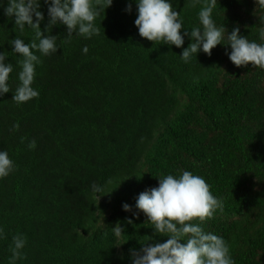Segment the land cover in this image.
<instances>
[{"label":"trees","instance_id":"1","mask_svg":"<svg viewBox=\"0 0 264 264\" xmlns=\"http://www.w3.org/2000/svg\"><path fill=\"white\" fill-rule=\"evenodd\" d=\"M171 2L184 30L197 26L204 0ZM217 3L218 26L261 42L253 0ZM40 10L44 33L42 0ZM135 19L134 0H113L95 21L99 34L85 42H65L66 27L53 26L48 34L59 49L36 66L39 96L17 106L20 69L10 40L31 42L35 33H20L0 8V52L13 64L10 92L0 97V150L16 165L0 179V264H8L18 233L27 243L17 264H130V249L167 237H154L142 213L128 225L132 214L122 204L134 208L156 178L183 170L203 176L223 198L205 231L225 239L235 264H264V70L234 66L223 45L185 64L179 55L188 37L179 49L152 44L138 35ZM92 183L104 185L99 200Z\"/></svg>","mask_w":264,"mask_h":264},{"label":"clouds","instance_id":"2","mask_svg":"<svg viewBox=\"0 0 264 264\" xmlns=\"http://www.w3.org/2000/svg\"><path fill=\"white\" fill-rule=\"evenodd\" d=\"M47 6V23L42 33L40 25L45 17L41 8V0H0L7 17H14V25L20 33L31 29L35 37L31 42L24 39L10 40L13 54L18 57V84L12 101L17 106L38 98L39 91L32 87L36 76V66L41 63V57L56 54L57 36L48 34L53 26L66 27L67 36L63 39L69 42L75 37L82 42L99 34L95 21L105 9L111 6L113 0H42ZM136 19L134 26L138 35L154 43L181 48L185 37L190 43L183 48L180 60L188 64L197 58L198 53L211 56L217 45L227 46L230 51L225 55L236 67L251 64L253 68L264 70V0H253L254 13L258 18L257 33L260 43L239 35V27H234L229 33L225 25H219L213 18L217 8V0H204L198 12V24L190 31L183 29L180 13L174 8L171 0H134ZM200 0H192V6ZM131 3L125 11L131 12ZM183 33V34H182ZM88 45L94 46L93 40ZM83 53L88 48L82 49ZM39 53V55L37 54ZM5 52H0V97L10 92L9 76L13 72V64L6 63ZM197 61V59H196ZM19 124H13L12 131L19 129ZM23 139V138H22ZM29 150L36 147V141L27 145ZM16 170L15 162L6 150H0V179H4ZM156 187L147 189L136 198L134 208L125 203L122 210L131 213L132 218L126 220L133 224L142 213L146 223L151 225L154 237H167L163 243L154 242L148 237V242L138 249L129 250L130 264H235L230 254V246L221 236L205 231L202 226L210 220L217 211H223V198L214 196L210 185L203 176L183 170L178 175H162ZM91 192L99 200L104 192V185L92 183ZM104 196V195H102ZM115 236L123 233L120 226L114 228ZM5 238L4 229L0 226V239ZM152 241V242H150ZM27 243L26 237L18 233L12 237L11 256L8 264H17L23 258V249Z\"/></svg>","mask_w":264,"mask_h":264}]
</instances>
